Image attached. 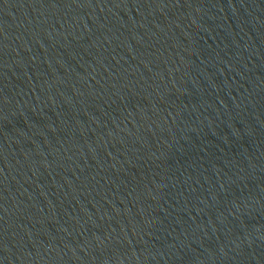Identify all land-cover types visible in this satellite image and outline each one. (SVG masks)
Listing matches in <instances>:
<instances>
[{
    "label": "water",
    "instance_id": "95a60500",
    "mask_svg": "<svg viewBox=\"0 0 264 264\" xmlns=\"http://www.w3.org/2000/svg\"><path fill=\"white\" fill-rule=\"evenodd\" d=\"M0 264H264V0H0Z\"/></svg>",
    "mask_w": 264,
    "mask_h": 264
}]
</instances>
